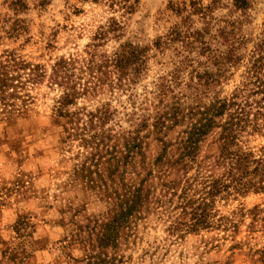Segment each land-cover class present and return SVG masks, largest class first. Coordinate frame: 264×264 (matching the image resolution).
Here are the masks:
<instances>
[{
    "label": "rangeland",
    "instance_id": "obj_1",
    "mask_svg": "<svg viewBox=\"0 0 264 264\" xmlns=\"http://www.w3.org/2000/svg\"><path fill=\"white\" fill-rule=\"evenodd\" d=\"M18 1L0 0V55L16 50L50 70L61 57H87L95 45L109 56L125 43L147 48V70L132 92L148 105L159 101L157 85L172 81L173 96H187L199 84L197 76L205 89H212L202 96L203 103L230 99L246 83L252 60L264 45V0H44L43 6L42 0L15 5ZM113 21L122 30L96 40ZM174 32L177 40L155 47ZM198 33L209 51L202 52L198 44L193 50L187 46L186 37ZM232 53L235 63L226 66ZM130 93L90 96L71 110L94 111L111 103L125 112ZM32 94L36 101L27 114L10 122L0 119V264H89L93 252L81 239L96 221L105 220L110 206L75 175L83 151L78 142L65 140L56 112L60 93L44 84ZM171 97L167 94L165 102ZM123 126L131 128L130 123ZM181 129L169 141L174 143ZM263 135L246 136L244 147L261 155ZM214 141L211 135L202 143L203 158L218 154ZM162 151L154 133L143 140L147 162ZM217 209L236 227L177 239L169 236L168 223L151 216L138 223L127 247L107 250L108 258L124 256L111 264H264V191L232 197Z\"/></svg>",
    "mask_w": 264,
    "mask_h": 264
},
{
    "label": "trees",
    "instance_id": "obj_2",
    "mask_svg": "<svg viewBox=\"0 0 264 264\" xmlns=\"http://www.w3.org/2000/svg\"><path fill=\"white\" fill-rule=\"evenodd\" d=\"M18 7L24 9L23 4ZM121 30L113 21L96 40ZM174 33L167 43L159 40L155 47L162 49L177 40L179 34ZM197 35L186 37L187 46L193 50L198 44L202 52L209 51L202 35ZM98 46L86 52L85 58L61 57L50 70L27 61L16 50L0 55V119L10 122L27 114L36 101L32 92L44 84L58 91L56 112L63 120L65 140L78 142L83 151L75 175L110 206L105 220L96 221L81 239L93 252L89 264L122 260L123 255L109 259L107 250L127 247L138 223L151 216L168 223L169 236L177 239L235 228L228 217L219 214L218 203L264 191V148L257 156L243 145L246 136L264 133V45L252 60L246 83L230 99L216 97L203 103L202 96L212 89H205L202 76H197L199 84L189 88L187 96H173L172 81L157 85V105L140 102L132 92L147 70L149 49L125 43L109 56L98 52ZM234 58L232 53L225 65L235 63ZM206 76L218 83L212 75ZM104 92H131L130 108L119 112L107 103L94 111L71 110L79 100ZM167 94H172L170 103L165 102ZM123 122L130 123L128 131ZM179 127L176 141H169ZM152 133L163 151L154 162H147L143 140ZM211 135L218 154L203 158L201 145Z\"/></svg>",
    "mask_w": 264,
    "mask_h": 264
}]
</instances>
